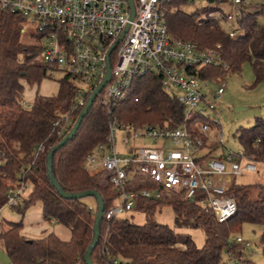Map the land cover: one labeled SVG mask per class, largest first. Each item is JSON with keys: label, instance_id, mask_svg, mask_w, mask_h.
<instances>
[{"label": "trees", "instance_id": "16d2710c", "mask_svg": "<svg viewBox=\"0 0 264 264\" xmlns=\"http://www.w3.org/2000/svg\"><path fill=\"white\" fill-rule=\"evenodd\" d=\"M183 3L170 0L165 5L169 32L201 48L219 45L227 64L226 71L209 67L203 75L239 73L248 62L254 81L264 84V1L242 11L236 36H230L222 23L209 15L214 9L200 17L198 12L182 10ZM24 23L21 15L0 8V209L7 205L9 188L24 182L29 190L13 208L23 216L39 201L42 217L66 226L70 236L62 239L49 232L41 238L27 239L21 234V220L2 219L1 246L12 264H86L84 254L93 237L96 203L89 204L84 197H62L48 178L46 162L48 151L72 127L90 93L85 95L84 104L78 105L79 94L72 82L75 80L64 74L58 79L57 94H36L28 106L22 103L25 83L38 85L48 76L40 59L43 33L29 31L25 36ZM110 116L128 123L176 127L182 122L183 108L156 76L139 77L126 99L104 104L96 97L73 136L52 153L51 170L60 188L69 193L98 191L103 212L114 203L117 192L104 179V171L90 172L83 159L96 144L105 141ZM237 138L247 160L264 162V116L240 127ZM145 186L148 185L133 184L129 188ZM227 193L235 199L236 211L223 222H218L201 200L191 202L181 194L164 192L158 198L136 200L133 210L147 215L165 203L170 205L175 225L204 231L201 247L190 237L181 238L165 223H136L126 213L101 219L91 259L96 264H220L223 253L240 258L241 244L234 237L244 223L260 227L264 252V183L240 184L233 177ZM245 261L255 264L251 258Z\"/></svg>", "mask_w": 264, "mask_h": 264}, {"label": "built area", "instance_id": "2783aa9c", "mask_svg": "<svg viewBox=\"0 0 264 264\" xmlns=\"http://www.w3.org/2000/svg\"><path fill=\"white\" fill-rule=\"evenodd\" d=\"M169 1L132 0L130 18L128 0H0L1 9L21 15L24 24L32 23L33 31L43 33L40 59L48 76L60 72L86 85V90L78 91V105H83L85 95L103 81L107 63L109 79L97 94L102 103L126 99L135 79L153 75L182 105V122L176 127L134 124L109 117L105 141L96 144L83 159L88 170L104 171L105 179L117 192L114 203L103 212L102 218L107 220L133 210L139 197L158 198L166 192L181 194L191 202L201 200L216 220L223 222L236 211V201L227 193L231 179L244 171L257 170L256 163L242 152H216L224 146L223 137L221 132L210 135L212 126L220 124L207 110L215 109L225 83L207 91V80L222 75L205 76L203 72L209 67L226 71L227 64L219 45L201 48L169 32L164 15ZM209 1L225 3L233 10L231 14L215 7L209 13L221 23H231L233 27L226 28L230 36L238 34L235 28L242 11L257 3ZM120 132L126 154L116 149ZM143 138L161 143L151 146L133 142ZM133 184L148 186L130 189ZM27 190L24 182L9 188L7 204L16 206ZM234 239L241 244L240 258L227 256L231 264H246L245 259L254 254L253 242L240 235Z\"/></svg>", "mask_w": 264, "mask_h": 264}, {"label": "rangeland", "instance_id": "374dc122", "mask_svg": "<svg viewBox=\"0 0 264 264\" xmlns=\"http://www.w3.org/2000/svg\"><path fill=\"white\" fill-rule=\"evenodd\" d=\"M264 0H257L261 3ZM221 7L225 13L233 14V10L225 3H218L209 0H194L184 2L181 9L187 13L198 12L200 17L206 16L207 11ZM222 24L225 28L233 27L229 21H223ZM34 24L26 23L25 36L29 31H33ZM216 75H222L217 78L207 80V91H212L217 87L220 82L225 83L224 92L218 100L215 109L207 110L209 116L217 118L218 123L215 127L212 126L211 136L219 132L222 133L224 146L216 150L217 153H241L242 146L237 138V131L240 127H247L254 122V119L259 116H264V84L256 83L251 66L248 62L242 65L239 73H226L222 72ZM60 72H55L52 77L46 76L41 79L38 85H29L25 83L23 91V102L31 103L36 94L43 96L55 95L58 92V79L61 77ZM76 86L77 91L81 89L86 90V85L82 82L72 81ZM247 107L242 110H235L236 107ZM215 132V134H213ZM122 133L117 134L116 149L118 152L126 154V147L120 141ZM135 145H156L161 141L156 142L150 139H137L133 140ZM131 143V142H130ZM255 163V162H254ZM257 170L244 171L241 175L235 176V181L240 184H256L264 183V162L257 163ZM90 171V170H89ZM94 172V171H90ZM105 179V173L103 172ZM103 179V182L105 180ZM29 190V188H28ZM27 192H25L26 194ZM24 194V195H25ZM23 195V196H24ZM85 201L89 204H95V199L92 196L84 197ZM14 207V206H13ZM10 207L8 204L1 208L0 222L2 219L8 221L21 220L23 225L21 234L27 239L41 238L49 232H54L62 239H67L70 236L69 229L54 220H45L41 215V203L35 202L29 207L22 216L15 208ZM128 216L136 223H144L147 220L165 223L172 227L174 231L181 237H190L197 247L204 244L205 234L201 228L177 226L174 223V211L168 204H163L157 208L150 215L145 214L143 211L131 210L127 212ZM244 239L253 242L254 254L251 255V260L255 264H264V252L260 243V227L250 223H244L242 230L239 234ZM181 241V240H179ZM182 245V242H179ZM0 264H12L4 252L0 242ZM220 264H231L226 253L222 254Z\"/></svg>", "mask_w": 264, "mask_h": 264}, {"label": "water", "instance_id": "95a60500", "mask_svg": "<svg viewBox=\"0 0 264 264\" xmlns=\"http://www.w3.org/2000/svg\"><path fill=\"white\" fill-rule=\"evenodd\" d=\"M128 2L130 5V9H131L130 18H132V16H133V2H132V0H128ZM126 29H127V26L125 27L124 31H126ZM109 53L110 52H108V54ZM108 79H109V64L107 63L106 75H105L103 81L90 93L89 97L87 98L85 105L81 109L80 113L78 114L75 122L73 123V125L69 129V131L61 138V140L54 147H52L48 151L47 162H46L48 178H49L51 184L55 187V189L58 191V193L62 197H64V198H82V197H86V196H92L95 199L96 213H95V221H94V225H93V237H92V240H91V242H90V244H89V246H88V248L84 254V260H85L86 264H96L91 259V253H92L93 247L96 245L98 238H99V226H100V221L102 219L103 211H104V204H103L101 195L96 190H88V191L73 192V193L64 192L60 188L59 184L57 183V181L55 180V178L52 174L51 161H52V153L56 149L61 147L76 132V130L78 129L83 117L85 116L89 107L91 106L92 102L97 97V94L100 92V90L102 89L104 84L108 81ZM246 108L247 107L239 106V107H236L235 110H242V109H246Z\"/></svg>", "mask_w": 264, "mask_h": 264}]
</instances>
